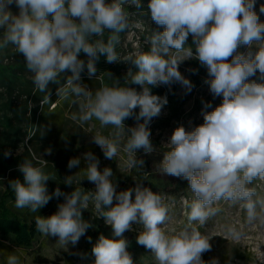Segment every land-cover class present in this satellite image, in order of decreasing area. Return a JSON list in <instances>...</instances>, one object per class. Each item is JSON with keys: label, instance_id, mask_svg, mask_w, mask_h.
I'll list each match as a JSON object with an SVG mask.
<instances>
[{"label": "clouds", "instance_id": "obj_1", "mask_svg": "<svg viewBox=\"0 0 264 264\" xmlns=\"http://www.w3.org/2000/svg\"><path fill=\"white\" fill-rule=\"evenodd\" d=\"M255 5L256 0H149L147 14L158 26L148 38L149 49L122 59L116 47L130 26L127 9L143 10L142 0H0V48L11 45L23 57L45 101L51 99L50 84L56 85L57 97L78 107L73 119L79 125L95 120L109 130L91 135L105 159L115 160L122 149L130 169L144 168L136 153L156 150L150 124L168 103L167 96L151 89L179 83L190 93L193 84L179 71L184 60L194 58L206 67L203 83L213 98L222 97L215 107L202 102L203 123L190 130L177 126L163 145L167 150L159 170L186 180L193 196L186 202L187 223L181 229L168 228L169 208L149 187L136 183L117 191L113 170H100L91 151L83 154L85 168L64 177L65 185H80L70 193L57 187L50 194V175L23 159L18 165L23 182L14 179L8 186L15 195L14 207L38 213L53 197L63 196L54 214L35 217V226L46 238L57 237L56 244L67 250L93 227L82 216L91 206L93 215L111 227V236L101 234L92 247L93 264H136L124 235L136 230L133 225L141 226L136 243L149 250L153 264H219L218 258H202L212 250V237L195 225L203 227L217 216L220 202L239 205L247 223L264 224V197L249 186L264 181V21ZM259 12L264 14V4ZM187 45L194 48L186 49ZM242 46L246 51H240ZM101 56L107 63L128 66L123 85L117 79L93 90L81 82L85 70L89 79L97 77ZM131 85H139L141 91ZM128 118L136 123L126 128ZM20 151L18 147L17 154ZM45 153L51 155V149ZM4 155L11 156V151ZM80 162L81 157L70 158L67 167L77 168ZM85 178L95 185L94 191L81 187ZM225 232L236 241L244 236L232 224L225 226ZM6 264L23 261L13 252Z\"/></svg>", "mask_w": 264, "mask_h": 264}, {"label": "trees", "instance_id": "obj_2", "mask_svg": "<svg viewBox=\"0 0 264 264\" xmlns=\"http://www.w3.org/2000/svg\"><path fill=\"white\" fill-rule=\"evenodd\" d=\"M149 0H142L143 10L127 9L131 15H137L143 18L146 34L150 37L152 29L158 26L151 21L147 14V4ZM130 24V17H129ZM158 30H163L159 28ZM127 30L120 34V43L116 47L117 53L123 59L128 54L134 52L131 50V44L126 46ZM191 43V37H189ZM129 49V51L125 48ZM194 48V45H187ZM149 49V44L143 47L144 51ZM127 50V51H126ZM4 58L0 60V237L4 241L9 242L12 246L22 250L26 255L33 257V261L37 264H50V261L40 255L36 249V244L41 240L42 234L36 230L35 217L41 215L44 217L54 214L58 210V205L64 200V197H53L49 203L39 209L38 213H30L27 209L20 210L14 207L15 195L9 186V181L20 179L23 182V174L19 171L18 165L23 159L32 160L35 166L42 167L43 170L50 175L52 180L47 182L49 193H53L55 188L59 187L62 192L70 193L74 187L67 186L63 183L64 177L68 176L67 164L70 158L77 157V152L72 149L71 140L69 138V117L68 113L73 104L56 95V85L50 84L52 91L51 99L45 101V94L35 89L32 83V73H30L24 64L23 57L19 55L14 48H2ZM81 59L86 60V56L81 53ZM189 68L193 70L194 79L198 80L197 86L201 85L207 77V69L202 66L197 59H190ZM124 65L127 72L128 66L124 63H107L106 58L101 56L96 64L97 77L89 79L85 70L82 73L83 84L90 89H97L102 86H110L117 79L121 85L127 78H116L115 74L121 70L120 66ZM109 72L112 75H109ZM125 72V74H126ZM70 74V73H68ZM114 75V76H113ZM134 88H140L139 85H131ZM152 93L156 95L155 91ZM137 112L139 109L136 110ZM95 129L107 134V129H101L98 121H90ZM41 131L43 135H41ZM67 139V142L65 141ZM28 148L22 154H16L18 147ZM43 148L51 149L53 161L43 165L36 163L34 154H40L39 150ZM86 148L84 150H90ZM11 151V156L5 157L4 152ZM146 164L148 157H144ZM147 167V166H146ZM137 182L126 181L121 190L135 187L136 183H141L145 187H149L152 191L159 195H166L177 198L190 200L191 191L188 189V182L176 177L167 176L165 174H154L150 169L143 168L136 174ZM255 187V186H253ZM256 188V187H255ZM257 190V189H256ZM83 216V215H82ZM85 220L86 218L83 217ZM93 227L89 228L88 251L92 254V247L97 242L101 234L111 236V227L106 226L102 221H89ZM135 246L136 239L129 238ZM9 249V248H8Z\"/></svg>", "mask_w": 264, "mask_h": 264}, {"label": "rangeland", "instance_id": "obj_3", "mask_svg": "<svg viewBox=\"0 0 264 264\" xmlns=\"http://www.w3.org/2000/svg\"><path fill=\"white\" fill-rule=\"evenodd\" d=\"M261 4H264V0H256L255 11L260 16V20L264 21V14L259 12ZM12 10L14 12L17 11L14 6ZM141 21H143V18L134 14L130 15V26L127 29L125 44L126 46L131 44V50L133 51L143 49V47L148 44L147 41L149 36L145 32V24ZM9 48L12 49L14 47L10 45L7 49ZM1 49L2 48H0V60L5 56ZM125 49L129 51L128 47ZM240 51H246V48L242 46ZM189 60L190 59H186L180 64L179 71L186 78L191 80L193 88L190 93L186 94L179 83H173L171 86L162 85L152 88L156 95L167 96L168 103L162 108L161 114L154 118L150 124L151 141L156 150L151 154H145L141 149L137 151L136 156L138 159L144 160V168L150 169V171H153L154 174H158L159 176H161L162 172L159 170L158 164L163 159V151L167 150L163 145L168 141L173 130L180 125L190 130L192 127L202 124V102H210L212 107H215L222 101V97L213 98L206 84L202 83L199 86L196 85L198 80L194 79L193 73L195 72L189 68ZM120 68V72L118 70L115 76L116 78L123 79L126 72L124 70V65L120 66ZM253 79H255V77H253ZM136 90L141 91V88H136ZM207 110L211 111L212 109L209 108ZM76 115H78V107L73 105L68 113L69 138L71 140L72 149L77 152V157H81V162L79 167L67 170L68 175H73L86 167L83 154L91 151L99 159L100 170H103L104 167H110L113 170V180L118 184L117 191H121V188L128 179V182H137L138 179L135 173L131 175L132 169L127 166V154L121 149L120 154L115 160L105 159L101 149L91 142V135L101 131L98 128L95 129L92 125L89 126V124L85 126L79 125L78 121L73 119ZM135 123L136 121L134 118H128L125 121L126 128L134 126ZM101 133L105 134L104 132ZM27 148L28 146L25 144V147H21L22 151H20L19 154H22ZM86 148L91 149L84 150ZM46 149L49 148L39 150L40 154L38 155L34 154L36 163L45 165L53 161L52 152L51 155H47L45 153ZM144 157H148L147 164ZM142 169L143 168H137L136 174ZM74 185L80 186L79 184ZM249 186H255L258 194L264 197V181L257 180ZM81 187L85 190H95V185L88 182L86 178L81 181ZM161 197L169 208L170 221L168 223V228L179 230L184 227L187 223L188 213L186 202H190L193 196L190 200L184 198L175 199L166 195H161ZM63 202L64 200L61 203ZM218 206L221 207L222 211L209 220L205 226L201 227L198 224L195 225L202 234L212 237L210 240L212 250L204 253L202 258L205 261L213 257L218 258L219 264H264V224H261L259 221L251 224L247 223L245 212L239 205L220 202ZM82 215L86 218V221L104 222L102 218H97L93 215L91 206L89 209L83 210ZM229 224L236 225L242 229L244 233L242 239L236 241L226 236L225 226ZM133 227L136 229L135 231L126 232L124 234L129 241L127 250L131 253L136 264H153V258L149 250L138 244L134 246V243L132 244V241H130L129 238L136 239V235L141 226L133 225ZM88 233L89 229L75 246L69 244L67 250L61 249L60 246L56 244L57 237L49 236L46 238L42 236L41 240L36 244V249L39 250L41 256L50 261V264H93L95 258L88 251ZM13 252L21 256L23 264H37L33 261V257L26 255L22 250L17 249L0 237V264H6L7 255Z\"/></svg>", "mask_w": 264, "mask_h": 264}]
</instances>
